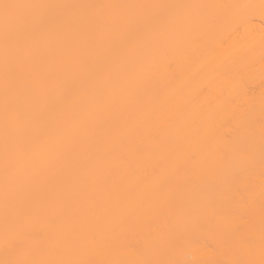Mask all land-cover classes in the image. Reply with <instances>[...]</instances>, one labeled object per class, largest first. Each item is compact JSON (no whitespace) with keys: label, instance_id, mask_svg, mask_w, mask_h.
Instances as JSON below:
<instances>
[{"label":"bare ground","instance_id":"6f19581e","mask_svg":"<svg viewBox=\"0 0 264 264\" xmlns=\"http://www.w3.org/2000/svg\"><path fill=\"white\" fill-rule=\"evenodd\" d=\"M5 3L0 264H261L264 0Z\"/></svg>","mask_w":264,"mask_h":264},{"label":"snow or ice","instance_id":"6c2138e0","mask_svg":"<svg viewBox=\"0 0 264 264\" xmlns=\"http://www.w3.org/2000/svg\"><path fill=\"white\" fill-rule=\"evenodd\" d=\"M4 9L3 14V30H4V36L5 41L10 38L19 28L27 25L30 23L29 19L20 14L19 12H14L12 10H18L23 8H32V7H54L50 5H21V4H3L0 5ZM262 149H264V145H262ZM249 244H251V241H249ZM261 244H262V251H264V228H262L261 233ZM18 264H41V262H28V261H21L18 262ZM232 264H240L239 261L232 262ZM261 264H264V260L261 261Z\"/></svg>","mask_w":264,"mask_h":264}]
</instances>
